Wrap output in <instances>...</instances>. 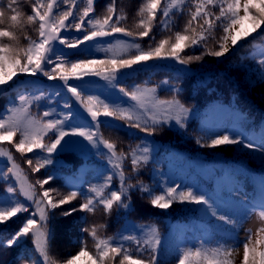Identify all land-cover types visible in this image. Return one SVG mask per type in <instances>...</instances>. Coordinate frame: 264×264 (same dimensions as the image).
<instances>
[{
	"label": "trees",
	"instance_id": "1",
	"mask_svg": "<svg viewBox=\"0 0 264 264\" xmlns=\"http://www.w3.org/2000/svg\"><path fill=\"white\" fill-rule=\"evenodd\" d=\"M31 2L32 0H18L17 7L23 13L20 17L23 31L14 30L21 46L29 43L24 38L25 33L33 40L38 39V21L32 25L26 21V16L32 14ZM110 2L111 0H94V11L89 16L102 18L107 14ZM7 3L8 0H0V6H3L6 13L0 29L6 30L11 24ZM142 3L143 0H117V14L126 16L120 26L134 32L142 30L136 28L140 19L137 11ZM86 6V0H77V8L73 9L77 17ZM161 6H165V0H161ZM190 8L195 10L191 4L186 5L182 11L173 10L174 14L167 20L169 28L160 25L162 16L158 10L149 37L133 39L122 33H114L84 42L73 49L55 44L52 58L68 64L91 59L106 60L113 56L124 58L132 55L135 50L125 51L121 56L122 45L139 43L147 50L159 40L169 37L172 38L170 43H174V34L183 32L190 19ZM210 11L218 14L219 8H210ZM115 18L114 16L113 20ZM75 22L78 21H72ZM202 23V19L193 22L197 34L201 31ZM247 24L245 22V26ZM260 31H264V26L258 30ZM84 34V31L70 27L61 36L76 40ZM205 34L208 36L206 41L186 47L180 53L181 58L185 59L189 56H201L200 61L180 64L175 59L163 58L134 65L136 70L132 74L114 81L116 93H112L105 84L78 80L70 83L77 86L84 97H95L110 108L131 113L133 122L149 128L155 127L156 131L151 135L129 127L127 121L112 117L100 116L98 126L95 125L92 120L77 113L73 108L71 95L59 85L15 84L16 77L22 75L18 74L5 86V90H0V116L9 115V109L20 106L19 97L27 96L32 100L29 108L32 116L42 117L43 112L50 111L52 115L44 117L45 120L63 119L65 113H68L70 119L64 125L65 130L82 128L96 132L98 136L114 142L118 152L125 153L126 158L122 161L121 168L116 169L110 163L111 154L99 142L93 145L83 137H66L68 142L64 145L62 142L63 146H58L50 154L51 163L46 164L39 172H34L26 160L31 158L35 161L49 154L39 150L23 155L16 152L13 145L18 142L19 133L13 137L12 143L5 142L31 184L35 185L38 179L51 177L44 188L55 189L60 193L57 199L73 191L78 194L76 200L49 213L47 225L51 233L50 254L57 264H63L77 254L82 246L81 242H85L90 254H94L95 242L84 229L101 224L104 227L98 229L97 235L100 238H112L113 245L127 249L133 259L147 260L150 255H154L157 264H179V259L188 249L195 251L224 248L233 250L229 257L232 264H237L236 250L240 249L238 264H242L243 244L248 239L242 235L244 226L254 214L264 211V36L258 37L253 33L252 37L239 41L230 54L218 58L206 53L218 50L222 29L217 27L214 33ZM0 42L12 43L7 38H0ZM169 50L166 46L165 51ZM45 67L50 70L53 65L46 64ZM42 76L48 79L43 74ZM121 88L128 92L144 93L145 107H140L136 101L124 95ZM151 89H155V92H151ZM35 97L40 99L36 100ZM174 99L188 109L184 127L176 124L174 117L178 113L175 109L167 112L165 107L154 103L155 100ZM65 104L70 107L66 108ZM78 107L88 115L79 102ZM151 117L166 122L153 125ZM224 135L242 143L216 148L202 146ZM54 138L55 134L49 133L44 142L48 143ZM245 144L252 147H244ZM144 147L148 149L147 162L141 161L134 171L132 151L136 150V154L141 155ZM7 168V164L0 163V172L8 176V179L0 178V204L8 206L23 203L29 207V212L18 213L0 224V264H43L31 235L20 239L11 248L6 246V242L28 218L38 220L37 216H30L35 207L22 197L10 173L6 172ZM120 171L124 172L123 185ZM108 177L112 178L110 182ZM106 183L107 187H104ZM129 184L133 187L127 188ZM9 187H14L15 191L9 192ZM93 188H104L105 196L112 191H124L122 201L129 206L114 205L110 213H106L103 206L98 205L94 213L78 211L70 217L61 214L70 208H78L86 197L94 198L95 193L90 191ZM142 188H147L148 191H143ZM170 188L177 190V196L180 192L190 191L196 196H203L208 203H181L176 199L167 209L151 205L152 198L157 195L166 196ZM36 189L37 193L41 191L39 185H36ZM56 192L51 194L55 196ZM221 216L230 222L221 220ZM152 229H155V233ZM153 236L159 239V244L156 245L155 253H150L145 250L148 245L144 242ZM127 237L134 239H126ZM256 239H252L253 244ZM120 259L122 257L116 258V264ZM85 260L86 264H91ZM190 264H204V261L192 260Z\"/></svg>",
	"mask_w": 264,
	"mask_h": 264
},
{
	"label": "snow or ice",
	"instance_id": "2",
	"mask_svg": "<svg viewBox=\"0 0 264 264\" xmlns=\"http://www.w3.org/2000/svg\"><path fill=\"white\" fill-rule=\"evenodd\" d=\"M117 0H111L107 6V14L102 18L90 17L89 14L94 11V0H86V7L83 8L79 17L76 16L73 11L77 8V0H32V14L26 16L27 24L32 25L38 21V39L33 40L26 33L24 38L29 41L27 46H21L19 43V36L14 29L23 31V25L20 17L23 13L18 9V0H8L7 9L10 11L11 24L9 28L0 29V38H7L12 43L0 42V90H5V86L9 84L18 74H26L35 76L38 73L43 74L49 80H60L63 82V86L69 93L75 97L76 101L83 106L91 117V120L95 125L99 124V117H112L118 120L127 121L128 126L131 128L139 129L141 132H145L149 135L153 134L155 127H145L139 122H133V116L131 113L120 109L110 108L109 105L104 104L102 101L95 97H84L77 86L69 84V80H80L88 76L101 77L104 80L114 81L117 79V74L122 69H131L134 65H140L141 63H147L154 59L172 58L178 61L180 64H188L195 61H200L201 56H189L186 59L181 58L180 53L186 47L198 45L201 41H206L208 36L205 33H214L217 27L222 29L223 35L220 37L218 44V50H210L206 54L223 57L229 52L227 42L230 39L233 47H236L238 42L245 40L248 37H252L253 33H256L258 37L264 36V31L258 32L264 26V0H165V6H161V0H143L141 7L137 11V15L140 17L136 23L139 31H132L128 28L120 26L122 20L126 19L124 14H117L116 12ZM191 4L194 6V11L189 9L190 19L185 25L183 32H176L174 34V43H170L171 37L161 39L153 47L150 46L147 50H144L139 43H132L122 45L123 51L134 49L135 52L124 58H112L106 60H86L78 61L68 64L63 60H54L52 58L53 43L58 41L60 44L65 45L68 48H76L86 41H92L96 38L106 37L114 33H122L125 36L132 37L133 39L149 37L153 22L156 21L158 10L161 13L162 19L160 25L163 28H169L167 20L171 19V15L174 14L173 10L182 11L183 8ZM62 5L68 7L62 8ZM219 8V13L216 14L210 11V8ZM54 9L56 11L54 12ZM243 12V15H241ZM6 13L3 10V6H0V24L4 23V17ZM116 17L113 20V17ZM71 18V19H70ZM85 18H88L85 20ZM202 19L203 23L200 24L201 31L197 34L196 29L193 27V22ZM72 21H78L72 23ZM219 22V23H217ZM245 22H248L245 26ZM207 25V28H204ZM239 25V30H236ZM75 28L77 31H84L85 34L82 38L76 40H70L61 36L62 30L69 28ZM192 34L189 35L188 33ZM235 33V34H233ZM215 39V37L213 36ZM257 37H253L256 39ZM153 39H155L153 37ZM250 42V41H249ZM166 46L169 47V51H165ZM107 51H113V49H107ZM264 62V61H262ZM46 64H52L53 67L49 70L45 67ZM120 91L124 95L130 97L131 100L136 101L140 107H145L144 93H138L136 91L128 92L121 88ZM151 92H155V89H151ZM34 99L39 100L40 97ZM20 106L9 109V115L6 117L0 116V142L7 141L12 143L13 137L20 134V138L17 143L13 145L16 152L32 153L34 150L40 152H46L49 156H44L35 161L31 158L26 160L27 165L32 168L34 172H39L46 164L51 163L50 154L57 150L58 146H63L68 142L66 137L79 136L83 137L90 144L96 145L97 142L102 144L104 148L111 154L110 163L116 169L121 168L122 161L126 158L125 153L117 151V145L114 142L104 139L102 136H98L96 132L85 131L82 128H72L71 130H65L64 125L70 119V114L65 113L63 119H50L45 120L44 117L52 115L50 111L43 112L42 117H35L30 114L29 108L32 103L27 96L21 95L19 97ZM154 103L157 106L165 107V111L171 112L173 109L177 111V115L174 117L176 124L180 127H184V119L188 109L178 100H155ZM99 105L100 107H95ZM66 108L70 107L69 104L64 105ZM153 125L164 123L166 121L157 120L151 117ZM54 133L55 138L50 142L45 143L44 138ZM63 142V145H62ZM200 143V141H197ZM238 139L230 138L228 135L213 139L211 143L206 146L209 148H216L222 145H234L241 144ZM244 147H252L250 144H245ZM148 149L143 148L141 155L136 154V150L132 151V167L133 170H137L141 161L147 162ZM0 157H7L11 162V167L6 169L7 173H11L12 176L19 177L22 175L19 164L13 156V153L5 148L0 147ZM121 184L124 183V172L120 171ZM0 178L8 179V176L4 172H0ZM51 177L47 179H38L35 185L28 184L27 190L21 186L20 194L25 197L26 200L32 201L35 205V211L30 214L31 217L38 215L39 220L35 218H28L22 227L18 230L12 238L6 242V246L11 248L17 245L20 239L28 236L34 238L35 248L43 257L44 264H57L50 254V240L51 233L48 230L47 221L49 220V213L53 209H57L62 205L71 203L77 199V192L73 191L62 198L57 199L60 193L55 189H46L44 185L49 184ZM111 177H108V182L111 181ZM27 183L25 177L24 180ZM36 185H39L40 192L37 193ZM107 187V183L104 185ZM133 185H127V188H132ZM143 191H148L147 188H142ZM9 192H14V187L8 188ZM91 192L95 193V197H86L84 202L79 207L70 208L63 213V216L70 217L75 212H87L94 213L98 205L103 206V210L106 213H110L114 205L128 207L127 203L122 201L124 191H112L108 196L104 195V188H93ZM56 192L53 196L51 193ZM177 190L170 188L165 195H157L151 199L152 206L158 209H167L171 206L174 200L178 199L179 202L194 204H207L208 202L203 196H196L192 192H180L176 195ZM29 212V207L23 203L17 202L16 204H9L5 206L0 204V224L9 220V218L16 216L18 213ZM216 215V213H213ZM261 220H264V211L259 214ZM221 220H225L229 223L225 217H219ZM104 225L94 226L91 229L85 228L84 231L92 237L94 243L95 252L90 254V250L85 242H81L82 246L77 254L72 255L70 259H67L63 264H77L82 259H87L91 264H116V258L122 257L118 264H157L155 256L150 255V258L144 260L143 258H132V254L124 249L122 246H114L112 238H100L97 235L98 229L103 228ZM155 233V229H152ZM264 227L259 228L254 235L258 238L255 240V244L252 243L251 236L253 235L251 229L249 230V236L246 242L243 244V261L242 264H264ZM126 239H134L133 237H127ZM139 243V242H137ZM148 245L146 251L155 253L156 245L159 244V239L155 236L145 240ZM231 249L216 248L209 250L197 249L195 251L188 249L182 257L179 259V264H190V261L203 260L204 264H232L229 257L232 255Z\"/></svg>",
	"mask_w": 264,
	"mask_h": 264
},
{
	"label": "rangeland",
	"instance_id": "3",
	"mask_svg": "<svg viewBox=\"0 0 264 264\" xmlns=\"http://www.w3.org/2000/svg\"><path fill=\"white\" fill-rule=\"evenodd\" d=\"M241 15H243V12H241ZM239 27L240 26L237 25L236 30H239ZM63 31L64 30H62L61 33ZM233 34H235V33H233ZM100 38H103V37H100ZM96 39H99V38H96ZM86 42H88V41H86ZM55 44L61 45V46H63L66 49H73V48H68V47L60 44L58 41H56V42L53 43V45H55ZM227 46L229 48V52L226 53L225 55L230 54L236 48V47H233L232 46L230 39L227 42ZM135 70H136V67H132L131 69H123V70H121L117 74V79L116 80H120V79L124 78L125 76H128V75L132 74ZM184 70H186V69H184ZM116 80H114V81H116ZM76 81H77L76 79H72V80H69L68 83L70 84V83H74ZM78 81H80V82L87 81V82H91V83L105 84L106 87L108 89H110L112 93H116V89L113 87L114 81L104 80L101 77H97V76L84 77L83 79H80ZM14 83L15 84H25V85L46 84V85H59V86H62L63 89L65 90V92L71 95V97H72V105H73V108L77 111V113L80 114L81 116L86 117V118H88V119L91 120V117L89 115L84 114V113H82L79 110L78 102L76 101L75 97H73L72 94L67 91V89L63 86V82L60 81V80H58V79H56V80H49V79L44 78L42 76V74H39V73L37 75H35V76L22 74L21 76L16 77ZM5 142L6 141L0 142V147L10 150L9 147H8V145ZM13 156H14V158L16 160V163L19 164L18 161H17V159H16V157H15V154L14 153H13ZM0 163L7 164L8 165V168L11 167V162L8 161L7 157H0ZM20 170H21V168H20ZM10 175H11V173H10ZM11 177H12L13 181L16 183L19 192H20L21 186H23L25 188V190H27L28 184H31L30 181L28 180L27 176L23 172H22V175L19 177V180L17 179L16 176H12L11 175ZM25 177L27 179V183L24 182ZM22 197L25 199V197L23 195H22ZM26 201L29 202V203H32V201H28V200H26ZM34 207H35V205H34ZM37 217H38V215H37ZM38 220H39V217H38ZM261 227H264V220H261L260 219L259 214H254L251 217V219L245 224L244 229H243V232H242V235L244 237H247L248 238V236H249V230L251 229V231L253 233V235L251 236V239H256L258 237L256 235H254V233L259 228H261ZM240 253H241V250L240 249H237L236 250V255H237L236 263L237 264L240 262V259H239ZM40 257H41L42 263L44 264L43 257L42 256H40ZM86 263L87 262H86L85 259H82L81 261L77 262V264H86Z\"/></svg>",
	"mask_w": 264,
	"mask_h": 264
}]
</instances>
